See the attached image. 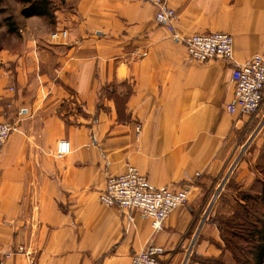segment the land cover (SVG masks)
Wrapping results in <instances>:
<instances>
[{
	"label": "crops",
	"instance_id": "crops-1",
	"mask_svg": "<svg viewBox=\"0 0 264 264\" xmlns=\"http://www.w3.org/2000/svg\"><path fill=\"white\" fill-rule=\"evenodd\" d=\"M68 3L48 28L38 17L0 28V122L18 128L0 148V264H129L147 241L161 264L217 257L209 219L227 182L264 183L258 150L237 157L262 144L264 87L255 116L225 111L234 64L264 51V0H169L172 34L142 0ZM56 30L66 36L50 42ZM211 32L231 36L232 62H187L185 40ZM61 139L70 151L55 158ZM125 164L153 188L190 184L154 234L136 211L98 201Z\"/></svg>",
	"mask_w": 264,
	"mask_h": 264
},
{
	"label": "built area",
	"instance_id": "built-area-1",
	"mask_svg": "<svg viewBox=\"0 0 264 264\" xmlns=\"http://www.w3.org/2000/svg\"><path fill=\"white\" fill-rule=\"evenodd\" d=\"M155 9L154 23L172 34L176 14L167 3L169 0H142ZM66 36L65 30H56L48 35L50 42L62 41ZM185 58L189 63H206L212 59L232 62V38L222 32L192 34L185 40ZM230 80L233 86L232 100L225 106V111L232 115L237 113L243 116H255L260 109L264 87V51L253 55L242 64H234ZM12 90V89H10ZM15 123L0 122V148L6 139L17 131ZM138 132V127H136ZM70 151L66 140H58L53 155L61 158ZM229 166L228 171L231 169ZM189 183L178 189L153 188L147 185L144 176L137 170L125 164L120 175L108 176L104 190L99 194L100 204L120 210L136 211L144 220L149 221L152 234L160 231L169 214L186 203L189 192ZM17 251H22L18 248ZM163 249L152 241L145 245L130 259L129 264H161L159 257ZM28 257L29 254L24 252ZM187 257V256H186ZM187 258L182 264L186 263ZM31 264L32 260H27Z\"/></svg>",
	"mask_w": 264,
	"mask_h": 264
},
{
	"label": "trees",
	"instance_id": "trees-1",
	"mask_svg": "<svg viewBox=\"0 0 264 264\" xmlns=\"http://www.w3.org/2000/svg\"><path fill=\"white\" fill-rule=\"evenodd\" d=\"M16 2L26 5L20 9V16L23 18L38 17V18H47L54 24L55 13L63 8H52L49 0H15ZM9 17L5 18V28L10 33H15L16 28H13L12 23H9ZM50 25V26H51ZM253 168L259 173V175L264 180V137L262 144L258 149L256 159L253 163ZM237 183L233 181H228L224 192L220 195L219 200L223 201L228 200L227 196H232V201L236 205L235 208L240 210L239 213L243 214L249 219H253V222L249 224L248 234H251L250 237H244L242 241L245 245L254 244V246L249 248V251L244 250V262L242 264H264V183L260 181H253L252 185L248 190H240ZM258 210V215H252L251 212L253 209ZM209 221L216 227L218 232V237L220 244H217L220 254L217 257H191L190 264H205L204 261H215V263H220L225 255H233L234 251L229 248L230 238L228 235H222L220 227V219L217 215L210 217ZM251 229V231H250ZM255 236V237H253ZM251 237L254 238V241L251 240ZM231 242H234L231 239ZM247 254L249 258L247 257ZM219 261V262H217ZM212 264V263H211Z\"/></svg>",
	"mask_w": 264,
	"mask_h": 264
},
{
	"label": "rangeland",
	"instance_id": "rangeland-1",
	"mask_svg": "<svg viewBox=\"0 0 264 264\" xmlns=\"http://www.w3.org/2000/svg\"><path fill=\"white\" fill-rule=\"evenodd\" d=\"M49 1L51 3L50 6L52 8H55V7L63 8L64 7V9L62 10L60 9L56 13L58 12L61 13L69 9L70 7L68 0H49ZM24 6L26 5L20 4L16 2L15 0H0V28L5 27V18L9 17V23H12L13 28L24 30V31H27L26 28H28L30 30V27H28V25H25V20H24L25 18L21 17L19 13L20 9ZM42 21L44 22L42 23L44 27H47V28L50 27L51 21L49 19L42 18ZM247 142H248V139L245 141V145L247 144ZM258 149L259 148L257 147L250 146L247 150H245V147H242L240 149V151L242 152H239L237 157L242 156V158L244 159L245 156H247L248 152L257 151ZM231 171L230 172L227 171L225 175L226 174L228 175L229 173H231ZM229 175L227 177H229ZM227 177L226 178L223 177V179L221 180V183H224L225 180H227ZM227 197H228V200L227 202L223 201L224 203H222L221 200H219L220 197H218V201H217L218 206H216L215 208V215H217V217L220 219V227H221L222 235L224 236V233H226L225 235H228L229 237H231L229 241L230 242L229 248L232 251H234V254L225 255L223 260L220 263H215V264H242L245 261L244 260L245 256H243L244 250L247 249V251H249V248H251V246L252 247L254 246V244H249V242L247 245H245V243L242 241L244 237H248V238L250 237L251 234H248V231H249L248 227H249V224L253 222V219L252 217L251 219H249L248 216L245 217L243 216V214H240L239 213L240 210H237V208H235L236 205L232 201V196H227ZM216 199H217V196H216ZM251 210H252L251 212L253 213L252 215L254 216L258 215L257 209L254 208V210L253 209ZM263 217H264V213H263ZM253 237H251V240L254 241ZM231 239H233L234 242H231ZM191 257H194V254H192L190 258ZM247 257L249 258L248 254H247ZM213 262L215 261H212V260L204 261L205 264H211V263L214 264ZM185 264H190V260H188Z\"/></svg>",
	"mask_w": 264,
	"mask_h": 264
}]
</instances>
